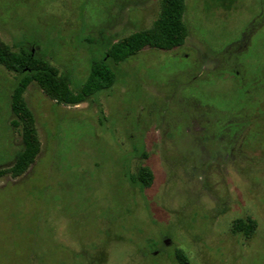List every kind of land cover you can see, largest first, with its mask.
I'll use <instances>...</instances> for the list:
<instances>
[{
    "label": "rangeland",
    "instance_id": "1",
    "mask_svg": "<svg viewBox=\"0 0 264 264\" xmlns=\"http://www.w3.org/2000/svg\"><path fill=\"white\" fill-rule=\"evenodd\" d=\"M161 1L0 0V39L33 44L78 89L98 52L150 28ZM184 21V45L143 49L79 105L28 87L41 151L0 178V264H180L176 250L188 264H264V0H186ZM15 80L0 66V168L22 144ZM144 166L152 184L130 182ZM247 218L250 237L233 228Z\"/></svg>",
    "mask_w": 264,
    "mask_h": 264
},
{
    "label": "trees",
    "instance_id": "2",
    "mask_svg": "<svg viewBox=\"0 0 264 264\" xmlns=\"http://www.w3.org/2000/svg\"><path fill=\"white\" fill-rule=\"evenodd\" d=\"M214 1L222 8L230 10L237 0ZM185 9L186 0H162L159 16L150 28L131 33L112 44L106 51L98 52L100 57L93 59L89 73L78 89L71 87L68 79L60 74L48 58L38 56L33 44L16 51L0 39V66L16 73L10 95L11 125L20 131L22 139L21 148L12 165L0 168V178L8 174L14 178L22 176L35 163L41 151L36 118L25 99V92L31 84L36 83L47 96L59 104L75 106L86 102L94 95L112 88L118 80V67L143 49L168 51L184 45L188 37V28L184 21ZM248 117L249 115L244 114L247 124L240 122V129L232 132L234 137L242 131L244 124V128L248 127ZM220 124L221 122L218 125ZM128 177L130 182L145 187L153 182V173L145 166ZM256 226L251 218L238 219L233 224L234 231L245 237L252 236ZM176 257L180 264H188L182 250H176Z\"/></svg>",
    "mask_w": 264,
    "mask_h": 264
},
{
    "label": "flooded vegetation",
    "instance_id": "3",
    "mask_svg": "<svg viewBox=\"0 0 264 264\" xmlns=\"http://www.w3.org/2000/svg\"><path fill=\"white\" fill-rule=\"evenodd\" d=\"M241 119H242V121L245 120V119H243V118H241ZM233 120H237V119L233 118L231 121H233ZM229 122H230V121H229ZM229 122H228V123H229ZM240 122H241V121H240ZM220 126H221V124H220ZM216 127H217V126H216ZM216 129H217V131H215V132H219V133H221V131H219V129H220L219 127H217ZM223 131H225V133H226V131H229V130L226 129V128H222V133H223ZM226 134H227V133H226ZM216 135H217V134H216ZM235 141H236V140H232V143L235 142Z\"/></svg>",
    "mask_w": 264,
    "mask_h": 264
}]
</instances>
